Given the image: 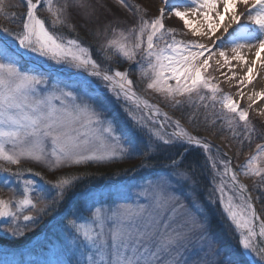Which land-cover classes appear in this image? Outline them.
<instances>
[{
  "label": "snow or ice",
  "instance_id": "1",
  "mask_svg": "<svg viewBox=\"0 0 264 264\" xmlns=\"http://www.w3.org/2000/svg\"><path fill=\"white\" fill-rule=\"evenodd\" d=\"M115 2L135 17L130 28L122 27L127 21L99 0H24L19 29L0 27V161L20 165L29 160L53 171L137 156L141 163L122 170L125 176L132 173L128 179L109 177L106 191L80 193L73 191L79 175L61 171L53 181L31 168L0 166V192L12 193L0 196V230L22 238L51 217L60 240L51 243L50 256L34 264H255L249 259L253 256L264 264V218L230 161H219L221 172L212 160L215 187L206 200L213 205L218 199L223 205L219 215L234 226L238 247L231 250L211 230L212 214L200 199L196 169L183 163L186 145L209 152L211 141L140 96L130 67L110 66L117 57L136 64L146 88L173 107L188 102L197 111L211 109L214 118L206 113L205 131L219 125L233 138L243 136L241 144L254 135L264 140V130L254 126L249 113L264 91L249 94L251 103L244 108L207 74L219 56L223 63L216 59V65L227 66L232 75L226 78L232 80L237 76L232 62L238 61L247 69L237 81L243 98V87L259 75L257 65L264 68V0H163L155 16L134 0ZM14 7L19 5L0 0V15L14 19L17 14L7 11ZM41 10L48 13V23L38 15ZM73 12L83 21L79 26L96 25L88 33L99 42V60L79 37ZM166 16L179 18L200 39H178V30L165 26ZM221 28L227 36L216 35ZM204 38L211 44L201 43ZM244 49L254 51V58L249 60ZM173 147L184 152L173 158L168 153ZM156 155H165L168 163H152ZM239 167L264 185V143L256 144ZM215 192L220 194L216 199ZM193 253L203 256L190 258Z\"/></svg>",
  "mask_w": 264,
  "mask_h": 264
},
{
  "label": "rangeland",
  "instance_id": "2",
  "mask_svg": "<svg viewBox=\"0 0 264 264\" xmlns=\"http://www.w3.org/2000/svg\"><path fill=\"white\" fill-rule=\"evenodd\" d=\"M12 1V3H11ZM20 0H5L6 5L7 4H18ZM115 2V0H112ZM93 2H96V0H93ZM135 3L140 4L143 8H146L148 10L149 15L154 16L158 14V9L162 6L163 0H134ZM23 6H25V11L22 10V6L19 7H14V8H8L7 11L11 13H16L17 15L15 18H6L4 15H0V27H7L12 30H18L20 26V21L22 19V14L26 12V4L24 5V0H23ZM17 9V10H16ZM127 11L126 9H124ZM181 10H184L183 7H181ZM17 11V12H16ZM128 12V11H127ZM125 12H123L124 15ZM129 13V12H128ZM38 15H40L42 18L46 20V23H48V13L46 11H39ZM74 16V23H77V32L81 34L82 36L85 37L84 32V27H81L79 25L83 24V21L75 16V12H73ZM122 20L126 21V18L124 16H120ZM165 26L166 27H172L176 28L177 31V38L178 39H200L198 37H193L191 32L186 29L183 25V21H181L179 18H176L175 16L172 17H167L165 18ZM130 23H125L124 28H130L132 24ZM93 30H95L96 25L92 26ZM58 31H62L65 35L69 37H75L76 33L69 32L68 30L64 31V29H58ZM69 33V34H68ZM2 35V33H0ZM80 37V35H79ZM81 38V37H80ZM102 38V37H101ZM82 42L85 43L86 46H89V40L88 41H83L81 38ZM202 43V40L200 41ZM93 58L99 60V56L97 55V51H94L93 48H91ZM218 59L217 57L214 58L210 63L212 64V68L209 69V72L207 73L208 75H211L215 78L214 82L219 83L220 87L225 93H229L233 96L234 99H237L240 101V104L242 107L247 108L248 105L251 103L248 100V96L246 97L245 95L243 98H241L238 94H234L236 91V88L233 89V79L228 80L226 76H222V70L218 65H216L215 60ZM117 62L112 63L110 66L112 68H119L123 70L124 68H131V75L134 74L136 77L132 78L134 81H136L135 84V90L137 93L142 96L145 99H148L152 104H156L160 107L161 112H166L169 117H172L173 119H180L181 124L187 128L190 132H192L194 135H199L202 137H206L209 141L212 143V148L210 149L209 152H204L203 149L192 145L190 147L193 148H199L201 151V156H202V165L199 174L197 175V178L200 180V186H199V194H200V199L205 203L206 209L216 217V219H213L211 216V230L212 232L219 238H221L218 235V231L223 230V235H229V238L225 236V240L231 242L233 244V247L236 248L238 247L237 245V240H238V235H236L233 231L234 226H230V221H228L226 218H222L219 215L218 210H222L223 205L219 203V200L216 199L219 197V192H215L213 195V198L216 199V203L213 205H209L207 203L206 197L208 196L209 192L213 190L215 185L212 183V176L214 175L213 169L211 167L212 165V160H215L217 162V167L218 169L222 172L223 171V166L219 164L220 160H229L231 163V166L237 171L238 177L240 176L242 178V183L245 184L251 194L253 195L257 207H258V213L259 215L264 218V185H261L259 177L255 176H244L241 172L240 165L244 164L249 156V154H254L256 151V144L259 143H264V140L261 138H258L257 136H253V139L251 142L248 140H244L243 144H241L239 141L243 139V136L233 138L230 134V132L225 128L223 131L219 130V125H217L216 129H209L205 131V128L207 127L206 121H205V115L207 113L208 118L212 119L214 118L212 116V110L208 109L205 110L203 107H200L199 110L197 111L196 108L191 106L190 103L184 102L180 107H173L170 102H168L163 96L160 94L154 92L151 89L146 88L147 80H142L137 74V65L136 64H129L127 61H122L119 57L116 58ZM258 66V65H257ZM231 75V74H230ZM257 79V78H256ZM256 79L254 81H256ZM171 83H175L174 81H171ZM241 88V87H240ZM247 89V87H243L242 90ZM246 94V92L244 91ZM178 99L184 101L185 98L183 97H178ZM261 100V99H260ZM258 100V101H260ZM219 107V105H217ZM264 108L260 106L253 105L251 109H249L250 113V119L252 120L254 126L258 130H264ZM193 112L196 113L195 120L194 122L189 121V116L193 114ZM159 119H163V117H159ZM239 131V129H238ZM214 133V134H213ZM146 139V137H145ZM187 146V145H186ZM233 154V157L228 154V152ZM226 153V155H225ZM139 156L136 157V159ZM209 157L212 159L210 160ZM118 163V162H115ZM95 164V163H94ZM34 164L30 165V168L33 170V172H39L43 175V177L46 179L48 175L46 173L42 172V167L46 168L49 172L53 173V170H50L47 166L41 164L39 165L40 167H32ZM84 165V164H82ZM0 166H7L11 167V165L7 164L4 161H0ZM13 170H15L13 167H11ZM43 168V169H44ZM120 175H111L112 179H128L132 175V173H129V176H125L122 171H120ZM139 175H142V172L138 173ZM4 174L0 173V177H2ZM27 176L37 179L39 181V177L33 176L31 173H26ZM58 176V175H57ZM51 178L50 176H48ZM54 178V177H53ZM239 179V178H238ZM106 180V179H105ZM224 180L226 182V188L225 192L230 194L229 189H231L232 185L229 181V177L225 176ZM240 180V179H239ZM220 178L217 177L216 179V184H219ZM92 185L96 187L97 185L95 184H88L90 188L93 189ZM99 191H106L104 190H99ZM12 195L9 191L6 189L2 192H0V196L4 198H9ZM247 195V194H246ZM226 216V214H225ZM213 219V220H212ZM48 221H51L49 219ZM3 222V218H0V223ZM48 224V223H47ZM52 225L50 224L49 227ZM48 226H46L47 228ZM53 227V226H52ZM220 229V230H219ZM54 233L58 234L57 230L53 228ZM6 233L4 230H0V235L3 236V234ZM9 234V233H6ZM53 234V233H52ZM54 236V234H53ZM51 236V237H53ZM231 237V239H230ZM1 238V237H0ZM50 243L52 242H58L60 240L59 236H55L54 240L50 239ZM22 239V238H20ZM46 240V238L43 240V242ZM47 241V240H46ZM42 242V243H43ZM40 244V243H39ZM51 248V244H49L45 249L41 252L38 253L36 256H34L33 253H30L29 257L25 259V261L21 262L18 261V259H14L13 257H5V256H0V264H34L35 261L44 259L46 256H50L51 253L48 251V249ZM8 255V254H7ZM203 256V253H193L190 255V258H200ZM34 257V258H33ZM208 259H211L209 256ZM249 259L253 260L255 264H259V258L253 256L250 257Z\"/></svg>",
  "mask_w": 264,
  "mask_h": 264
},
{
  "label": "trees",
  "instance_id": "3",
  "mask_svg": "<svg viewBox=\"0 0 264 264\" xmlns=\"http://www.w3.org/2000/svg\"><path fill=\"white\" fill-rule=\"evenodd\" d=\"M99 2L106 4L108 6V8L111 9V12L115 13V15L117 17H119L120 19H121L120 16H124L126 18L127 23L132 24L134 22L135 17L133 16V14L130 12L128 13L124 9L120 8V6L118 4H116V2H114L112 0H99ZM11 3H12V1H11ZM22 3H23V0H20L17 5H19V8L22 6V10L25 11V6H23ZM24 5H25V3H24ZM123 12H125L124 15H123ZM109 18H111V17H109ZM92 26H94V25H88L87 27H84V30H86V32H84L85 37L82 36L81 34H79V35L83 39V41L86 42L89 40V45L91 46V48H93L94 51H97V49L99 48V42L94 41L93 36L89 35V33H88V27L93 28ZM121 26L124 27L125 24H122ZM64 31H66V29H64ZM102 40H103V37L101 38V41ZM134 77H136V76L134 74H132V78H134ZM183 150H184L183 148L173 147V148H170L168 150V153L171 154L173 158H176V153L177 152L182 153ZM141 159H142L141 157H138L137 159L135 158L132 160H126V161H122V162H118V163H111V164L89 163V164H84V165L72 166L70 168H66L63 170H55V171H53V173L49 172L46 168L42 167V172L46 173V175L51 177V178H49L47 176L46 177L47 180H53V181L57 178V175H59L61 171L66 172V173H71L72 175H79V177H80L79 182L76 183L75 188L73 189V191L78 193V192H81V190H84L88 186V184H95V185L99 186L103 182V180L108 179L109 177H111V175H114L115 173L120 172L126 168L132 169V168L136 167L137 165H139L141 163ZM152 163H156L158 165L159 164H167L168 160L165 158V155H156V156H154ZM183 163H184V165L192 164L193 167L196 169L197 175H200L199 172H200L201 165H202V156H201L200 149H194V148L189 149L183 156ZM32 164H34L32 167H36V166L40 167L39 165H41L40 163H37V162H33V161H29V160H22L20 165H11V167H13L14 169H16L17 167L22 168V169H27V168H30V165H32ZM5 167H7V166H5ZM39 180H40V178H39ZM199 196H200V194H199ZM77 203L78 204L80 203L79 198H77ZM53 215H55V213ZM212 218L216 219V217L214 215H212ZM49 219H51V217H45L44 220L41 222V224L36 229L30 230L28 233H26V235L24 237H22V239L15 238V237L11 236V234L4 233L3 236L0 235V237H1L0 242L7 243V244L13 245V246H20L24 243H27L31 239H33L37 234H39L43 228H45L47 226ZM47 230H48V232L46 233V235L44 237V239L46 238L47 241L45 240L43 242V240H44L43 239L40 242L39 246L36 247L34 251H30L31 249H33V248H30L26 251H22V252H18V253H12V254H8V255H5L4 253H0V256H5V257L11 256L14 259H18V261L23 262V261H25V259H27L29 257L30 253H33L34 256L37 255L38 253H41L45 249V247H47L49 244H51L49 241V238H48L49 234H51V233L56 234V233H54V231H52L53 230L52 226L49 227ZM223 230L224 229H221V231H218L217 232L218 235L221 237V239L225 242V244L228 246V248L230 250L234 249L232 241L229 242L230 240L229 241L225 240V236H227V238H229V235L228 234L223 235ZM230 239H231V237H230Z\"/></svg>",
  "mask_w": 264,
  "mask_h": 264
},
{
  "label": "bare ground",
  "instance_id": "4",
  "mask_svg": "<svg viewBox=\"0 0 264 264\" xmlns=\"http://www.w3.org/2000/svg\"><path fill=\"white\" fill-rule=\"evenodd\" d=\"M162 6H164L162 4ZM238 9L240 11H243V6L240 5L238 6ZM221 10H222V5H221ZM214 15V14H213ZM229 21L226 19L224 21L225 24H227ZM242 23L245 22L244 18H242ZM233 27H235V25H233ZM231 30V29H230ZM216 35H220V36H227V33H224L223 32V29L221 28L217 33ZM202 43H205V44H211V41L208 40L207 38H204L202 39ZM229 48V55H231V51H230V46H227ZM243 53L248 57L249 60L253 59L254 58V51L253 52H248L247 49H244L243 50ZM262 57H264V53H262ZM218 59H221V64L223 63L222 61V58H220L219 56H217ZM233 65H235V68L233 69L236 73H237V76L233 79V89L236 88V92L234 94H238V89H240V85L237 83V81L244 76V73L246 72V67L244 66H241L240 63L238 61H233L232 62ZM218 67H220L218 65ZM220 69L222 70V73H224V76H231L232 75V72L228 70V67L227 66H224L223 68L220 67ZM257 71L259 72V75L257 76V79L256 81H253L251 84H248L246 87L247 89H244L243 91L246 92L245 96L247 97L249 94L251 93H254V92H259V91H264V68H261L259 65L257 66ZM231 74V75H230ZM223 76V75H222ZM239 95V94H238ZM256 106H260L262 108H264V98H261L260 101H257V103L255 104ZM264 110V109H263ZM228 154H230V156L233 157V154L230 153V151L228 152ZM245 194H250L249 191L247 190V192ZM251 195V194H250ZM253 197V195H251ZM253 204L254 206L256 207L257 209V205H256V201L253 197ZM258 212V211H257ZM259 214V213H258Z\"/></svg>",
  "mask_w": 264,
  "mask_h": 264
}]
</instances>
